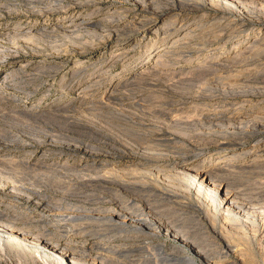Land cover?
Wrapping results in <instances>:
<instances>
[{"label":"rangeland","instance_id":"1","mask_svg":"<svg viewBox=\"0 0 264 264\" xmlns=\"http://www.w3.org/2000/svg\"><path fill=\"white\" fill-rule=\"evenodd\" d=\"M215 22L228 29L206 32L216 40L211 46L172 43L182 29L187 38ZM214 45L224 54L216 63L206 59ZM263 98L264 0H0V230L21 227L37 244L46 234L70 243L75 231L95 239L99 231L75 216L100 213L94 205L104 200L141 217L127 206L135 196L126 187L141 175L140 160L175 162L202 152L215 163L223 153L218 144L264 131ZM225 99L238 101L235 110L250 104L257 110L248 118L227 115ZM261 165L240 172L219 166L213 183L230 190L262 185ZM167 168L174 184L193 181ZM253 206L264 212V196L253 197ZM112 228L110 241H123ZM161 238L167 250L183 245ZM252 240L248 251L228 259L264 264ZM5 244V264H43L38 251L50 254L37 244L21 248L9 238ZM81 250L74 264H91ZM97 251L104 259L97 264H151L136 250Z\"/></svg>","mask_w":264,"mask_h":264},{"label":"bare ground","instance_id":"2","mask_svg":"<svg viewBox=\"0 0 264 264\" xmlns=\"http://www.w3.org/2000/svg\"><path fill=\"white\" fill-rule=\"evenodd\" d=\"M222 26L223 23L217 24V22L204 24L205 31L203 34H201L202 32L200 34L191 33L190 37L187 38V33H183L185 29H182L181 33L172 36L171 40L175 45H182L183 40L187 39V46L192 45V49L201 50L211 46L216 41L212 38L213 36H208L206 32L214 33V35L220 34L219 32H224L228 29L225 25ZM168 36L169 34L165 33V38ZM258 36L260 35H255L253 39L255 38L256 41ZM213 48V51L206 56V59L216 63L224 57V54L219 46L214 45ZM170 52H172L170 48L165 49L166 54ZM225 101V105L221 106L222 112L237 118H248L257 110L251 104L248 106L249 108L242 107V109L235 110L233 106L238 103L237 100L229 102L225 99ZM244 106L246 105L244 104ZM218 145V151H222L223 153L218 156L219 159L214 161L215 163L211 161L213 155L205 157L202 152H195L192 157H185L175 162L163 161L161 159L140 160L137 163L140 168L137 167L136 172L138 174L140 171L141 175L135 177V182L132 183L131 181V183H127L126 187L135 196L128 200L127 206H133L134 212L136 210L137 212L140 211L141 217H129V214L124 213L123 210L114 209L113 206H109L110 204L106 205L105 200L104 203L96 202L97 204L94 205L96 212L100 213L75 216L76 219L85 218L84 220L87 219L88 222L92 223L90 229L96 228V231H99L97 232L98 234L94 233L93 235L97 239H87L84 237L85 235L78 233L80 231H75V236H67V239L71 241L70 243H65V240L61 237H51L50 234H48L50 236L46 234L41 239H38L39 243L37 244L35 240V242L31 241L28 233L24 231L25 229L11 224L6 226L4 230H0V264H5L1 260V255L8 250L5 244L6 238L14 241L21 248L23 246L36 247L39 245L47 250L50 254L43 252L41 254V251H38V260L43 264H53L50 261L51 258L49 259L50 256L59 259L62 264L64 260H69V264H74V259H76L75 256H77L76 254L79 249L83 250V260L87 258L91 260L93 258L91 261L88 259V262L90 261L94 264H97V261L101 257L97 250H116V252L119 251L121 253L136 250L142 253L140 255L142 258L139 260L143 259L149 263L151 262V264L155 261L154 259L158 262L155 261L157 264H237L231 262L228 258L239 251L242 252L251 243L253 244L252 237L258 241V244L255 243L256 246L258 245L257 251L264 254V227L261 226L264 212H259L253 206V197L256 195L264 196V184L243 186L244 188L239 187V189L235 186L236 189L233 187L230 190L231 187L228 183H213V176H215L213 172L219 166L240 169L239 172L244 167L255 169L254 167L257 166L260 168L258 166L260 163L262 167L264 166V131L261 132L256 129L249 133L245 132L238 140L231 139ZM167 167H171V169L177 171L179 176L185 177L187 180V177L192 178L193 181L189 179L187 184H179V182H175L176 184H174V180L166 175L165 170ZM193 194H195L196 201L190 200ZM239 195L244 196L243 199H239L243 200L241 202L238 200ZM126 207L125 209L127 210L129 207ZM103 209L109 210V213L105 214L102 213L103 211H99ZM121 209H123V206ZM262 209L264 210L263 206ZM92 211L90 210V212ZM187 221H190L188 222L189 224H194L195 229L186 227L184 222ZM78 222L76 223L79 224L80 222ZM135 223L139 227L136 230H132L130 225ZM144 226L147 229H144ZM108 227H115L112 230L117 228L118 231L120 229V233L124 234V240L116 244L110 241L111 238L106 235ZM85 228L87 226L84 227V230H86ZM84 230L82 229V231ZM162 235L164 238L172 237L182 242L183 245H175L172 249L170 248L176 254L167 250L166 242L161 241ZM133 238L136 239L132 240ZM209 246L213 248H208ZM136 251L132 252L136 253ZM246 251L248 250L246 249ZM130 253L129 256L133 255ZM120 254L117 255L120 256ZM123 254L125 255V253Z\"/></svg>","mask_w":264,"mask_h":264}]
</instances>
